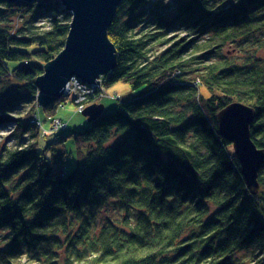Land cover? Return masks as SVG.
<instances>
[{"label":"trees","instance_id":"16d2710c","mask_svg":"<svg viewBox=\"0 0 264 264\" xmlns=\"http://www.w3.org/2000/svg\"><path fill=\"white\" fill-rule=\"evenodd\" d=\"M149 1L124 0L108 29L117 62L104 85L134 94L42 149L37 79L72 15L57 0L0 1V130L17 141L0 132V264H264V162L254 193L218 121L233 102L251 106L264 149V59L222 53L264 32V0ZM71 143L75 167L54 174ZM109 199L136 211L99 224Z\"/></svg>","mask_w":264,"mask_h":264},{"label":"water","instance_id":"95a60500","mask_svg":"<svg viewBox=\"0 0 264 264\" xmlns=\"http://www.w3.org/2000/svg\"><path fill=\"white\" fill-rule=\"evenodd\" d=\"M17 2L19 0H0ZM33 2L35 0H22ZM72 14L65 47L37 79L38 102L48 107L58 101L72 76L85 82L100 83V76L110 73L116 66L117 50L108 37V29L124 0H57ZM105 113L103 103L89 105L83 111L89 122ZM254 108L233 102L218 114L219 132L231 142L241 163L248 188L260 190L259 171L264 162V149L257 146L251 136Z\"/></svg>","mask_w":264,"mask_h":264},{"label":"rangeland","instance_id":"374dc122","mask_svg":"<svg viewBox=\"0 0 264 264\" xmlns=\"http://www.w3.org/2000/svg\"><path fill=\"white\" fill-rule=\"evenodd\" d=\"M171 4H173V0H150L148 6L150 8H155L157 6L168 7ZM44 23L45 24L49 23V21L42 20L39 22V24H44ZM162 49L163 47L155 48L157 53L161 51ZM222 53L228 57L234 58L238 63H242L246 61L249 56H256L258 58L264 59V32L256 34L253 37L241 40L238 43H228L222 49ZM11 84L12 83H9L10 86H12ZM13 84H16V82L13 81ZM106 90H107L106 91L107 95L105 99L102 100L101 102H98V100H96L95 103H103L105 105V112H108V113L113 111L111 110V108L116 106V103H117L115 100L110 99L112 95H119L120 99H125L134 94V91L131 88V86L124 82H118L116 84H113L109 86ZM62 98H65V97L62 96L60 99ZM59 100L55 101L53 104H51L48 107L41 106L39 102L37 101L38 104L36 107V111H37L36 113H38V116L41 118L44 124V127H42V130L40 133L42 135V139L40 141L41 149L45 146L46 143L57 140L56 134H50V135L47 134L48 136L45 135L46 133H49L48 129H47L48 132L47 131L46 133L44 132V129L48 128L50 121L52 120L53 117H59L60 119H63L69 123L67 132H71L73 130H82L89 124L87 117L83 115V112L77 111L76 105L73 102L66 99L65 104L61 103L60 105H57ZM8 127L5 129L4 128L1 129L0 132L4 135L3 136L4 140L9 139L10 144L12 143L15 144L17 141H15V139L13 138H10V135H11L10 133L12 132L14 128L13 126H8ZM28 135L29 133L25 134L26 137ZM67 148L68 150L66 151H68L69 155L66 156L65 158L71 161H68L64 165L56 164V166L54 167V174L62 176L67 171L75 167L77 160L80 157L79 153L81 150L77 146H75L73 143L69 144ZM64 152H65V149L60 147V145H56L55 154H57L56 158H58L57 159L58 161L65 159L64 156H62ZM45 153L48 159L52 158L53 153L51 151L47 150ZM262 189L264 190V186ZM133 211H136V210L123 206L116 199H109L101 210L99 224L106 223L109 220L119 223L124 218H126L128 213L132 214ZM97 225H98V222H97ZM2 232L3 231H0V233ZM250 253H251V249L247 247V249L238 251L237 257L240 258L241 260L248 261L251 257Z\"/></svg>","mask_w":264,"mask_h":264},{"label":"built area","instance_id":"2783aa9c","mask_svg":"<svg viewBox=\"0 0 264 264\" xmlns=\"http://www.w3.org/2000/svg\"><path fill=\"white\" fill-rule=\"evenodd\" d=\"M97 80H100V83L92 82L88 83L83 81L77 76H72L67 83V86L64 89L63 97L73 102L77 106V111L83 112L85 108L93 104L96 100L101 102L106 97V87L104 85L103 76H100ZM110 99L118 102L120 100L119 95H112ZM31 122L37 127H44L43 121L38 116V113L34 114ZM68 128V123L59 117H53L48 126L49 133L47 134H59L60 132ZM47 131V130H46ZM47 131V132H48ZM46 133V132H45Z\"/></svg>","mask_w":264,"mask_h":264},{"label":"crops","instance_id":"0c3cea01","mask_svg":"<svg viewBox=\"0 0 264 264\" xmlns=\"http://www.w3.org/2000/svg\"><path fill=\"white\" fill-rule=\"evenodd\" d=\"M114 107H115V106H114ZM114 107H113V108H114ZM113 108H111V109H113ZM64 121H65V120H64ZM67 123H68V122H67ZM68 124H69V123H68ZM38 128H39V127H38ZM40 129H41V128H40Z\"/></svg>","mask_w":264,"mask_h":264}]
</instances>
